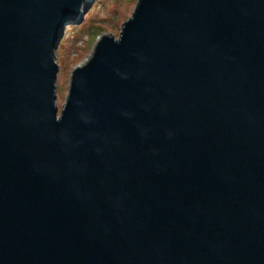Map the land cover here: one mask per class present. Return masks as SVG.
<instances>
[{"label":"water","instance_id":"95a60500","mask_svg":"<svg viewBox=\"0 0 264 264\" xmlns=\"http://www.w3.org/2000/svg\"><path fill=\"white\" fill-rule=\"evenodd\" d=\"M89 0H0V264H264V0H138L70 78Z\"/></svg>","mask_w":264,"mask_h":264},{"label":"rangeland","instance_id":"374dc122","mask_svg":"<svg viewBox=\"0 0 264 264\" xmlns=\"http://www.w3.org/2000/svg\"><path fill=\"white\" fill-rule=\"evenodd\" d=\"M138 0H89L79 22H70L64 29L55 50L57 66L55 104L59 115L66 101L72 72L91 57L103 36L119 37L122 25L132 16Z\"/></svg>","mask_w":264,"mask_h":264}]
</instances>
